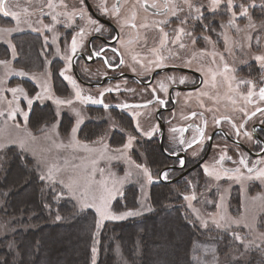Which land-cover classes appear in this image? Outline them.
<instances>
[{"label":"flooded vegetation","instance_id":"flooded-vegetation-1","mask_svg":"<svg viewBox=\"0 0 264 264\" xmlns=\"http://www.w3.org/2000/svg\"><path fill=\"white\" fill-rule=\"evenodd\" d=\"M197 3L203 7L199 19L194 6L189 9L182 0H7L8 10L18 14V26L23 27L16 31L43 36L49 33L47 24L55 22L61 49L71 50L76 39L71 82L81 96L103 101H91L88 107L101 115L109 110L124 116L130 113L120 105L153 107L159 126L149 140L136 144L159 145L164 163L158 182L205 179L211 165L255 177L264 169V111L257 110H264L259 95L264 66L256 59L264 55V30L244 36L238 28L241 18L227 20L226 14L217 13L221 9ZM223 3L219 7L225 11ZM251 182L261 186L260 179Z\"/></svg>","mask_w":264,"mask_h":264},{"label":"rangeland","instance_id":"rangeland-1","mask_svg":"<svg viewBox=\"0 0 264 264\" xmlns=\"http://www.w3.org/2000/svg\"><path fill=\"white\" fill-rule=\"evenodd\" d=\"M197 2L208 4L212 8L211 0H191L193 12H196V8L203 11L202 4ZM221 2H224L225 11L217 7L222 10L217 13L226 14L227 20L241 18L238 28L241 29L242 35L249 36L253 29L264 30V0H232L231 7L227 6V0ZM244 9H247L246 15ZM18 24V20L13 22L3 15L0 16V29H15L12 32H0V42L9 45L13 55L16 50L11 37L19 32L16 30L23 28ZM47 28L49 33L40 36L44 44L41 52L46 56L41 71H26L16 66L13 56L2 57L0 60L7 61V64H0V113H3L0 115V144L4 145L0 147V156L7 147L14 146L34 158L39 166L40 177H47L51 168L53 178L43 180L57 190L60 196L69 197L79 209H92L96 213L97 224L100 220L97 210L94 207L82 208L80 200L68 194L64 185L70 180L77 181L78 196L89 182L106 180L109 188L116 189V194L109 204V211L115 215L129 211L139 213L120 220L103 221L95 234L96 259L99 231L107 221L138 217L151 209V186L159 181L158 172L164 163V157L157 144V158L152 159L145 154L149 163L145 162L138 158L144 156L137 150L141 144L136 142L149 140V136L159 125L153 107L142 109L141 105L133 104L132 108H127L129 116L111 115L109 110L101 115L97 110L88 107L91 101L86 103L77 100V86L71 82L73 53L71 50L61 49V32L55 22L48 23ZM48 51L51 52L49 57L46 55ZM52 62L56 65L54 69ZM56 69L61 77L60 82H63V85L58 87L53 82ZM24 79L32 80L36 91L30 93L23 85ZM14 88L18 89L15 93L11 91ZM57 99L70 100L71 104H57ZM29 100L32 101L31 105ZM48 102L53 104L57 119L39 131L32 130L28 124L32 104ZM64 114L70 118L67 117L62 126ZM137 124L139 128L136 127ZM73 128L76 129L75 134L72 132ZM115 129L121 133H114ZM130 137H134L131 147L125 148ZM20 141L25 143L23 149L19 146ZM137 165L142 167L138 168ZM143 168L148 169L151 181ZM210 168L205 173V179L200 176L199 180L183 181L178 188L192 221L203 230V236L194 248L195 264H226L228 256L245 258L249 250L253 249H259L264 256V180H260L261 186H254L248 176L230 172L225 174V169L218 166L211 165ZM24 184L25 182L19 185L21 190L24 189ZM130 185L137 187L139 207L117 210L115 202L123 197L125 189ZM93 187L96 185L93 184ZM193 196L194 199H188ZM24 220L25 218L22 221ZM10 222V219H5L0 214V239L10 232Z\"/></svg>","mask_w":264,"mask_h":264},{"label":"trees","instance_id":"trees-1","mask_svg":"<svg viewBox=\"0 0 264 264\" xmlns=\"http://www.w3.org/2000/svg\"><path fill=\"white\" fill-rule=\"evenodd\" d=\"M11 38L16 54L13 55L9 45L0 42V60L13 56L16 66L41 71L46 56L41 52L44 44L40 35L18 32ZM47 53L49 57L51 52ZM52 65L54 69L55 63ZM54 71V85H63L58 70ZM23 85L30 93L36 91L32 80L24 79ZM67 117L63 115L62 126ZM56 119L50 102L33 103L29 110L28 124L34 131ZM140 146L142 149L137 150L145 159L138 158L145 162L149 161L145 154L157 158V144ZM23 182L21 190L19 185ZM181 183H154L150 211L126 220L107 221L99 231L95 264H195L194 248L203 230L185 208L178 189ZM59 194L41 179L39 166L30 155L14 146L1 153L0 214L11 222L10 232L0 239V264H93L96 213L92 209H79L69 197ZM138 207V190L133 185L115 202L117 210ZM228 257L226 264H264L259 249L249 250L245 258Z\"/></svg>","mask_w":264,"mask_h":264},{"label":"snow or ice","instance_id":"snow-or-ice-1","mask_svg":"<svg viewBox=\"0 0 264 264\" xmlns=\"http://www.w3.org/2000/svg\"><path fill=\"white\" fill-rule=\"evenodd\" d=\"M81 4H83V0H80ZM184 3L188 5L189 9H191L193 7V5L191 4V0H184ZM221 3V0H211V7L213 9L219 7ZM232 5V0H227V6L231 7ZM51 6V5H49ZM101 7L103 8L104 12L107 13L108 12V8L106 6H104V4L101 5ZM153 7H155V5H153ZM241 7L243 8V5H241ZM114 8V11H116L117 13L119 12V8L116 7L115 5L113 6ZM196 13L198 14L197 18H201V16L199 15L200 12H201V9L200 8H196L195 9ZM0 12H3L4 15L6 16H14V17H17V20L19 19L18 18V14L15 13V12H12V11H9L8 10V4H7V0H0ZM175 14V13H174ZM244 14L246 15L247 14V9H244ZM235 15V14H233ZM80 16L81 18H83L84 16V13L83 11L80 12ZM53 19H55V17H53ZM89 23L91 24H97L96 21H93V20H89ZM231 23V21H230ZM135 25H133L134 27ZM12 31H15V29H0V32H12ZM95 31H100V27H96L95 28ZM183 28L180 29V32H183ZM83 33V30H81V33H78V35H82ZM167 34H165L166 36ZM179 38V37H177ZM180 47H184L183 44L180 45ZM77 50V43H76V39L73 38L72 40V45H71V51L72 53L74 54ZM256 59L260 62H262V66H264V55H261V56H257ZM163 60V58L161 57V61ZM69 62H70V58H69ZM0 64H7V61H0ZM158 67H162L163 64L162 62L159 63L157 65ZM225 71H228V66L227 64L225 65ZM70 79V77H69ZM213 79H215V74H213ZM181 83L184 82L183 79H181L180 81ZM246 83H251L250 81H246ZM73 85L75 86V81H73ZM113 89H108V91H112ZM166 91V89H164ZM11 91L13 93L17 92L18 89H11ZM22 91V89L20 90ZM253 95V92H249L248 93V96L251 97ZM259 95H260V98L261 99H264V87L260 88L259 90ZM37 98H39V94H37ZM76 98L78 100H82L84 102H87V101H92L93 103H103L102 100H94L91 96H87V97H84V96H81V93L80 91L77 89L76 91ZM57 104H64V103H68V104H71V101H63V100H60V99H57ZM29 105H31L32 101L29 100L28 101ZM161 103H163V101H161ZM105 107H107V105H105ZM120 107H123V108H129L131 106L129 105H120ZM258 111H264V110H261V109H257ZM3 113H0V115H2ZM135 115V113H134ZM193 115H195V113H193ZM253 115H255V113H253ZM13 116H14V113H13ZM27 116V113H25V117ZM227 119V118H226ZM217 123H219V121H216ZM79 123V122H78ZM206 123V122H205ZM137 128H139V124L136 125ZM75 131L76 129L73 128L72 129V132L73 134H75ZM246 135H248L247 133H245ZM134 139V137H130L129 138V141H128V144H126L124 147L125 148H129L131 147V143H132V140ZM203 139V131L201 130V140ZM197 141L194 139L191 143H189V147L192 146V143H196ZM181 143H183V141H181ZM4 145L3 144H0V147H3ZM19 146L23 149L25 147V143L23 141H20L19 142ZM225 159L224 156H221L220 157V161L222 162L223 160ZM230 159V157H229ZM181 165H183L184 161L181 160L180 161ZM241 163L242 164H245L246 166V161L245 160H241ZM137 167H142L141 165H137ZM103 171V170H101ZM143 171L148 175V179L149 181H151L152 177H151V174L148 172V169L147 168H143ZM228 171H235V172H239V169H226L225 170V174H227ZM249 173H251L253 170L251 168L248 169ZM212 173H209V175H211ZM163 176L164 179H167V173H162L161 174ZM49 179L51 180L53 178V170L50 168L49 171H48V175L47 177L45 176H41V179ZM219 178V177H218ZM239 178V177H237ZM249 179H260V180H264V169H260L257 173V175L255 177H248ZM61 183H63V181H61ZM93 184L96 185V187L94 188L93 187ZM67 189H68V194L70 196H73V197H77V199L80 200L81 202V207L82 208H86V207H94L97 212L99 213V217H100V220L97 224V228L100 227V225L103 223V221L105 219H112V220H120V219H123L125 218L126 216H133V215H139L138 212H132V211H129V212H125V213H122L120 215H115V214H112L110 211H109V204H110V201L114 198V195L116 194V189L115 188H109L108 185H107V181L106 180H100V181H92V182H89V184L82 190L80 191V195L78 196L77 193H78V183L77 181L75 180H70L69 183L65 184L64 185ZM195 197H189L188 199H194ZM59 219V217H57ZM92 252H93V264H95V253H96V248L93 247L92 249Z\"/></svg>","mask_w":264,"mask_h":264},{"label":"water","instance_id":"water-1","mask_svg":"<svg viewBox=\"0 0 264 264\" xmlns=\"http://www.w3.org/2000/svg\"><path fill=\"white\" fill-rule=\"evenodd\" d=\"M162 171L163 170H161V173H162ZM180 177V176H179ZM179 177H177L176 179H178ZM176 179H174V180H170L169 182H173V181H175Z\"/></svg>","mask_w":264,"mask_h":264}]
</instances>
